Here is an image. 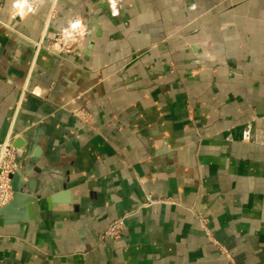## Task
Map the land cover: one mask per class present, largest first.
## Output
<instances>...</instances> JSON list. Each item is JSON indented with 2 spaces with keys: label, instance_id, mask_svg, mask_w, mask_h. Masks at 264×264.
<instances>
[{
  "label": "crops",
  "instance_id": "1",
  "mask_svg": "<svg viewBox=\"0 0 264 264\" xmlns=\"http://www.w3.org/2000/svg\"><path fill=\"white\" fill-rule=\"evenodd\" d=\"M21 1L0 0V144L65 195L0 219V264H264V0Z\"/></svg>",
  "mask_w": 264,
  "mask_h": 264
},
{
  "label": "built area",
  "instance_id": "2",
  "mask_svg": "<svg viewBox=\"0 0 264 264\" xmlns=\"http://www.w3.org/2000/svg\"><path fill=\"white\" fill-rule=\"evenodd\" d=\"M42 0H22V4L34 7ZM80 21L73 18L65 24L60 32L52 40L48 41L46 48L50 52L58 55H69L81 37ZM74 116L82 121H86V114L81 110H75ZM18 170L16 160V149L13 146L11 139L0 144V208L6 206L13 198L12 178ZM125 219L119 218L112 221L104 236L111 239L121 235L124 228Z\"/></svg>",
  "mask_w": 264,
  "mask_h": 264
},
{
  "label": "water",
  "instance_id": "3",
  "mask_svg": "<svg viewBox=\"0 0 264 264\" xmlns=\"http://www.w3.org/2000/svg\"><path fill=\"white\" fill-rule=\"evenodd\" d=\"M13 146L16 150L20 148L17 141ZM33 165L34 162L29 158L26 170L16 171L12 178L13 198L6 206L0 208V219H4L8 223L25 222L28 219L27 213L32 209L33 203L44 200L47 207H49L51 202H55L65 195L64 193H58L50 198H42L41 191L36 189V180L29 178Z\"/></svg>",
  "mask_w": 264,
  "mask_h": 264
}]
</instances>
